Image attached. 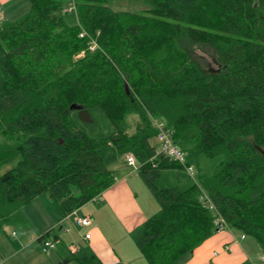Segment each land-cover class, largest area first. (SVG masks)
Listing matches in <instances>:
<instances>
[{
  "label": "trees",
  "instance_id": "1",
  "mask_svg": "<svg viewBox=\"0 0 264 264\" xmlns=\"http://www.w3.org/2000/svg\"><path fill=\"white\" fill-rule=\"evenodd\" d=\"M68 1L28 0L24 17L0 23V226L22 225V209L45 193L67 217L132 154L159 207L130 232L148 264H180L218 217L264 258V0H149L143 13L72 0L73 24ZM185 43L211 49L215 69ZM152 120L188 164L222 156L214 173L185 190L160 185L181 166L155 154ZM50 235L38 243L57 242ZM72 262L103 264L87 249L55 264Z\"/></svg>",
  "mask_w": 264,
  "mask_h": 264
},
{
  "label": "crops",
  "instance_id": "2",
  "mask_svg": "<svg viewBox=\"0 0 264 264\" xmlns=\"http://www.w3.org/2000/svg\"><path fill=\"white\" fill-rule=\"evenodd\" d=\"M110 169L115 171L114 184L95 201L86 203L65 218H61L60 208L49 198V202H45L38 197L25 206L22 226L29 223L31 226L30 229L25 230L24 227L12 232L17 245L24 247L38 243L37 239L50 231L51 238L57 237L56 246L66 252H52V260L63 259L68 248L75 246L77 251L89 250L103 264H148L132 242L130 232L156 212V201L137 170L128 166L123 157L111 164ZM74 216L88 217L90 225L75 226ZM57 222H60L59 233L56 231ZM72 227L79 229L77 236ZM86 235H89L88 239H85ZM180 264H264V258L252 238H242L240 232L228 228L215 231L188 253Z\"/></svg>",
  "mask_w": 264,
  "mask_h": 264
},
{
  "label": "rangeland",
  "instance_id": "3",
  "mask_svg": "<svg viewBox=\"0 0 264 264\" xmlns=\"http://www.w3.org/2000/svg\"><path fill=\"white\" fill-rule=\"evenodd\" d=\"M70 1L73 2L72 0H69L65 7L70 6ZM108 6L113 11L143 13L150 8V3L149 0H111ZM0 7V23L4 21H16L24 17L29 11L28 0H0ZM75 15L76 14H70V16L67 15L65 17L66 21L69 24L75 23ZM183 47L187 49L193 59L196 60L206 71L215 69L214 56L211 49L206 46L189 43L183 44ZM2 140L3 139L0 138V142ZM152 143L155 144V140ZM222 160V156L207 157L205 155H199L193 162L195 168L193 174H187L183 168L166 169L161 172L159 184L168 188L177 187L180 190H185L194 184V181L198 176H211ZM39 198H41L40 200H46L45 202H49L47 201L49 200L47 193ZM52 205L56 206L54 203ZM158 208L157 204V210ZM57 224L56 231L59 233L60 222H57ZM30 226L31 223L22 226L15 222L0 226V264H54L61 260H52L53 258L51 256L54 251L66 253L60 246H56L55 249H50L44 253L37 242L24 247L17 245L15 241L16 239L11 236L12 232L16 233L24 227L25 230L26 228L30 229ZM72 230L75 232V236H77L78 233L76 232H78L79 229L75 230L72 227ZM68 252L70 253V250ZM71 264L77 263L72 262Z\"/></svg>",
  "mask_w": 264,
  "mask_h": 264
},
{
  "label": "built area",
  "instance_id": "4",
  "mask_svg": "<svg viewBox=\"0 0 264 264\" xmlns=\"http://www.w3.org/2000/svg\"><path fill=\"white\" fill-rule=\"evenodd\" d=\"M69 5L70 6L68 7H64L63 12L65 14H76L75 4L70 1ZM0 11H1V7H0ZM90 48L94 50V43ZM152 124L156 130L155 154L157 156L165 157L169 161L181 166V168H183L187 174L189 175L193 174L195 171L193 164H188L186 154L173 144L170 135L165 129V124L158 120H152ZM124 160L128 166H130L135 170L137 169V163L132 154H125ZM204 199H207V196L204 192H202L201 200ZM209 210L210 211L214 210V207L211 204L209 205ZM73 223L77 227H87L90 225V219L88 217L74 216ZM214 224L218 230L228 229V226L224 223V221L220 217H218L215 220ZM243 237L244 236L242 235V238ZM88 238L89 235H86L85 239ZM40 246L42 251L45 253L50 249H54L56 247V242H53L51 239H44L40 243ZM68 249L70 250L71 253L77 252V248L75 246H70Z\"/></svg>",
  "mask_w": 264,
  "mask_h": 264
},
{
  "label": "water",
  "instance_id": "5",
  "mask_svg": "<svg viewBox=\"0 0 264 264\" xmlns=\"http://www.w3.org/2000/svg\"><path fill=\"white\" fill-rule=\"evenodd\" d=\"M126 90H127V89H126ZM73 108H76V106H74V105H73V106H71V109H73Z\"/></svg>",
  "mask_w": 264,
  "mask_h": 264
}]
</instances>
